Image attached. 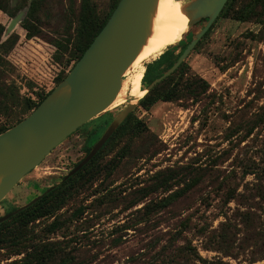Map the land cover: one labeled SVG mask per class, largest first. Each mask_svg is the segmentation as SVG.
<instances>
[{
  "label": "rangeland",
  "instance_id": "374dc122",
  "mask_svg": "<svg viewBox=\"0 0 264 264\" xmlns=\"http://www.w3.org/2000/svg\"><path fill=\"white\" fill-rule=\"evenodd\" d=\"M9 1L10 7L20 2ZM70 1L77 11L79 0ZM91 1L102 18L113 3ZM246 1L236 0L233 9ZM68 8L69 0H44L40 35L30 40L21 22L9 30L14 17L0 10V45L14 41L8 52L0 49V87L35 99L68 72L66 56L62 64L53 60L54 42L69 25ZM164 48L134 61L122 81L123 99L67 137L0 202L1 217L63 183L110 122L135 105L122 135L52 216L27 226L10 222L0 232V264H28L33 250L56 243L76 264H264V199L258 192L264 194V122L247 135L264 111V11L243 23L218 16L185 59L184 77L169 82L185 88L199 78L206 93L145 110L141 88L164 68L157 56ZM130 83L137 89L128 91ZM23 113L11 105L0 114V126ZM187 184L192 186L176 201L158 207ZM78 208L84 212L76 218ZM55 219L65 222L64 229L48 233Z\"/></svg>",
  "mask_w": 264,
  "mask_h": 264
},
{
  "label": "water",
  "instance_id": "95a60500",
  "mask_svg": "<svg viewBox=\"0 0 264 264\" xmlns=\"http://www.w3.org/2000/svg\"><path fill=\"white\" fill-rule=\"evenodd\" d=\"M157 1L119 0L104 26L65 78L28 116L0 134V202L67 137L106 112L113 104L121 90L126 71L140 54L150 35ZM180 1L181 12L188 19L187 31L179 42L170 47L177 46L194 24L201 20L204 22L176 62L146 86V93L185 61L211 28L228 0ZM26 12L27 8L16 14L9 30L23 20ZM134 107V104L127 105L110 122L88 154L62 181L78 172L96 155ZM41 197L42 195L37 196L15 211L1 216L0 224Z\"/></svg>",
  "mask_w": 264,
  "mask_h": 264
},
{
  "label": "trees",
  "instance_id": "16d2710c",
  "mask_svg": "<svg viewBox=\"0 0 264 264\" xmlns=\"http://www.w3.org/2000/svg\"><path fill=\"white\" fill-rule=\"evenodd\" d=\"M119 0H113L111 4L109 13L102 17H99L95 11V7L91 0H79L78 10H75V5L73 1L69 0V8L67 9L66 17L69 19V25L63 32L62 40H57L54 42L55 53L53 55V60L57 63L62 64V59L66 56L65 67L69 70L72 66L79 60L84 51L90 45L94 37L104 26L106 20L110 16L111 12L117 5ZM236 0H228L222 9L219 16H230L238 22H247L253 17L262 16L264 11V0H247L242 4L238 9L234 10L233 5ZM9 0H0V10L8 14L10 17H15L16 14L27 8V12L21 21V28L26 32L25 37L27 40L32 39L40 35V30L38 27L39 24V12L42 8L44 0H20L17 5L10 7ZM259 22L261 20H258ZM74 24V27L72 25ZM3 29L0 27V35ZM210 32V29L206 34L201 38V40L196 44L194 49L198 44L204 39L207 34ZM191 38L187 42L181 45L180 51L175 54L177 46L170 47L165 52L160 55L159 60L165 64L162 71H160L159 76H161L166 70H168L178 59L182 51L186 48L187 44L190 42ZM14 45V41L10 38L6 40L3 44L0 45V49L4 52H8L11 47ZM193 49V50H194ZM184 68L185 63L183 62L171 75L157 83L148 93L139 101V106L145 110H148L150 107L155 105L158 102L169 103L179 101L185 98H197L198 95L204 94L207 91V84L199 78H193L191 81L184 87H179L178 85L171 87L170 81H172L176 76L178 78L184 77ZM67 72V73H68ZM65 72H61L55 79V86L61 82L67 75ZM152 78L148 84H150L154 79ZM191 87L190 85H192ZM54 84L48 90H44L40 93H37L36 98H26L19 99V97L12 92H7L5 86L0 87V114H5L11 107V105H16L22 107L23 115L18 118L14 124L10 126H0V134L11 128L12 126L19 123L22 119L28 116L38 105L39 103L51 92L55 87ZM263 107H260L262 110ZM261 122H264V111L255 116L254 121L252 122L250 128L247 130V135L252 133L257 125ZM127 119L121 124V126L112 134V136L107 140V142L102 146V148L97 152V154L78 172L74 175L63 181L58 186L51 188L46 191L42 197L30 205L29 207L23 209L17 214L11 216L7 221L0 224V232L6 231L8 224L10 222L17 223L19 226H27L29 223L34 222L37 219L52 216L56 210H58L66 200L65 197L73 189L77 180L80 181L83 179V175L91 172L94 168L96 159L99 157L100 153L109 145V143L118 135H122V131L125 129ZM90 151V148L86 150V155ZM77 165V164H76ZM192 184L185 185L184 188L171 194L164 200L160 201L157 205L158 207L164 208L178 199ZM262 198L264 199V194L262 191ZM18 208V207H17ZM17 208L12 209L10 212L15 211ZM9 212V213H10ZM84 212V209L78 208L73 213L76 218L81 216ZM7 214V213H6ZM65 222L60 221L59 219L53 220L51 224L47 227L48 233H54L60 229H64ZM58 260L56 264H76L74 258H72L66 251L65 247L60 243L56 244H44L38 249L33 250L29 254L26 263L28 264H54V261Z\"/></svg>",
  "mask_w": 264,
  "mask_h": 264
},
{
  "label": "bare ground",
  "instance_id": "6f19581e",
  "mask_svg": "<svg viewBox=\"0 0 264 264\" xmlns=\"http://www.w3.org/2000/svg\"><path fill=\"white\" fill-rule=\"evenodd\" d=\"M187 22V17L181 12L180 0H158L152 17L150 35L135 61L141 59L142 62L155 52L166 47L157 54L159 56L168 47L179 42L187 31ZM127 87V90L131 92L137 89L135 83H130ZM141 92L143 98L146 95V90L141 88ZM122 99L123 94L120 90L109 109L115 107Z\"/></svg>",
  "mask_w": 264,
  "mask_h": 264
},
{
  "label": "flooded vegetation",
  "instance_id": "af4514ba",
  "mask_svg": "<svg viewBox=\"0 0 264 264\" xmlns=\"http://www.w3.org/2000/svg\"><path fill=\"white\" fill-rule=\"evenodd\" d=\"M183 2H185V0H183ZM204 22V20H201L200 22L194 24L191 29L188 31V33L183 37L182 41L177 45L176 51L175 52H179L181 49V45L184 44L185 42L188 41L189 38H191L193 36V34L201 28L202 23ZM66 176V175H65ZM62 178V180L64 179V177Z\"/></svg>",
  "mask_w": 264,
  "mask_h": 264
}]
</instances>
